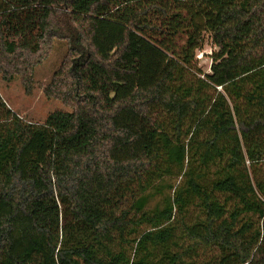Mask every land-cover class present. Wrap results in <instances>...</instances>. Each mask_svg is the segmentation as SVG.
I'll list each match as a JSON object with an SVG mask.
<instances>
[{"label":"trees","instance_id":"obj_1","mask_svg":"<svg viewBox=\"0 0 264 264\" xmlns=\"http://www.w3.org/2000/svg\"><path fill=\"white\" fill-rule=\"evenodd\" d=\"M55 39L45 92L72 109L0 96V264H264V0H0L8 81Z\"/></svg>","mask_w":264,"mask_h":264},{"label":"rangeland","instance_id":"obj_2","mask_svg":"<svg viewBox=\"0 0 264 264\" xmlns=\"http://www.w3.org/2000/svg\"><path fill=\"white\" fill-rule=\"evenodd\" d=\"M214 50L213 43L208 38L205 44V48L202 51H198L197 64L205 72L210 71L212 63V51ZM67 53V42L63 39H55L51 50L47 55L43 57L41 62L34 68L32 80L28 83L24 81L22 76H17L15 79L8 81L0 72V96L5 101L8 108L16 112L20 117L26 120H33L36 122H44L47 116L55 110L70 111L72 107L64 103V101L55 96H49L45 92L46 86H50L55 72L61 67ZM29 79V78H28ZM261 175L264 176V168L260 169ZM173 181V180H172ZM176 181L172 182L175 183ZM154 189L149 192L148 200L132 199L130 202V208L132 210V216L135 219L142 217H149L150 214H156L163 208V202L165 197H168L171 192L166 188L163 192L154 195ZM195 211V208L191 210V214ZM190 218V217H189ZM264 223V220L262 221ZM147 224L144 223L137 232L132 234H126L127 238L138 237L139 235L147 232ZM116 240H119V233L115 236ZM152 247L151 245H149ZM174 250L180 249L179 246L173 245ZM144 253H148L147 249H144ZM150 252H154L150 251ZM208 257V256H207ZM205 256L195 257L194 261L190 264H206Z\"/></svg>","mask_w":264,"mask_h":264}]
</instances>
